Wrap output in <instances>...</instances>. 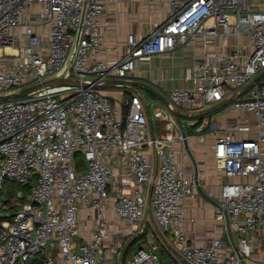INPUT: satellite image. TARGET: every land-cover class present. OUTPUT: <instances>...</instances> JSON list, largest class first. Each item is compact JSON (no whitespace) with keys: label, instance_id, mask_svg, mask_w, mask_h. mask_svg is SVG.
Wrapping results in <instances>:
<instances>
[{"label":"built area","instance_id":"2783aa9c","mask_svg":"<svg viewBox=\"0 0 264 264\" xmlns=\"http://www.w3.org/2000/svg\"><path fill=\"white\" fill-rule=\"evenodd\" d=\"M106 8L107 0H0V95L54 78L88 84L0 101V190L6 180L29 185L0 198V264H264V76L244 91L264 71V4L169 0L166 18L142 38L129 34L114 60L98 57ZM185 47L201 57L185 69L187 85L170 89L171 106L192 115L236 97L225 109L252 114L253 124L220 130L206 113L177 117L153 102L165 124L156 134L139 91L118 104L95 87ZM209 136L225 182L205 195L222 234L196 244L184 224L201 172L188 174L177 149ZM157 238L171 251L163 259Z\"/></svg>","mask_w":264,"mask_h":264},{"label":"crops","instance_id":"0c3cea01","mask_svg":"<svg viewBox=\"0 0 264 264\" xmlns=\"http://www.w3.org/2000/svg\"><path fill=\"white\" fill-rule=\"evenodd\" d=\"M168 11L169 0H117V2L107 0L106 12L102 19L103 41L98 57L103 60L121 58L127 50L128 35L135 33L138 38L144 37L155 22L166 18ZM196 57H201L200 49L198 51L185 47L173 53L153 57L148 61H138L137 68L129 79L146 82L168 97L172 87L187 85L182 76L185 69L193 65ZM118 87L111 89V92H109L113 96L114 102L118 104L125 97L137 91L143 94L140 88L134 91L126 85H118ZM247 90L248 88H244L245 92ZM112 91L115 93H112ZM156 99L157 101L154 102L168 109L157 96ZM213 115H215V119L210 125H215L220 130L231 129L239 122L247 121L250 122L249 124H253L254 121V117L250 113L237 110L230 111L225 107L218 109L209 116ZM150 118L149 126L154 133L164 132L165 124L162 120L153 117L151 114ZM153 118L157 119V124H155ZM213 141L214 137L209 136L206 143L208 145H206V148L203 147L204 151L201 144L195 140L190 143L191 146L189 142L180 143L177 149V161L185 167L188 174L201 172L203 186L200 188L197 198L189 199L187 202L188 218H194L195 221L191 222L188 219L184 224L188 237L196 244H203L222 234L221 223L215 219L214 204L205 195L204 188V186H208L216 192L225 182V178H221L216 174V160L211 148ZM152 158L156 161L154 154H152ZM81 213L83 216L88 217L92 214V211L86 204H83ZM108 216L113 220L112 225L117 226V219H115L113 212H108ZM90 224L95 226L93 218L90 219Z\"/></svg>","mask_w":264,"mask_h":264},{"label":"water","instance_id":"95a60500","mask_svg":"<svg viewBox=\"0 0 264 264\" xmlns=\"http://www.w3.org/2000/svg\"><path fill=\"white\" fill-rule=\"evenodd\" d=\"M264 76V71L261 72L255 79L254 81H252L248 86H246V89L249 88L250 86H252V84L254 82H256L257 80H259L261 77ZM63 85H85L88 86L87 83L85 82H81V81H74V80H69L67 78H54V79H50L38 84H34L32 86H28L26 88H22L20 90H17L15 92L9 93V94H4V95H0V101L1 100H6L9 98H17V97H26L28 95H30L32 92L42 88V87H46V86H63ZM118 86V85H126L131 87V89H133L134 91H137L139 88H144L148 91H150L151 93H153L155 96H157L161 102H163L168 109L170 110V112L172 114H174L177 117L183 116V117H200L202 115L206 114H210L213 113L215 111H217L220 108L225 107L226 105L230 104L231 102H233L234 100H236V97H232V98H228L225 99L224 101L214 105L213 107H210L209 109L206 110V112L204 113H197V114H182L179 111H177L175 108H173L170 104V102L168 101L167 97L165 95H163L160 91H158L157 89H155L152 85L140 81V80H132V79H109L106 82L102 83V84H95V87L97 88H106V87H110V86ZM34 259L30 258L27 262V264H33ZM171 262V258L167 259L164 264H169Z\"/></svg>","mask_w":264,"mask_h":264},{"label":"rangeland","instance_id":"374dc122","mask_svg":"<svg viewBox=\"0 0 264 264\" xmlns=\"http://www.w3.org/2000/svg\"><path fill=\"white\" fill-rule=\"evenodd\" d=\"M255 4L257 5H263L264 4V0H253ZM115 88H119L118 86H110V87H106V88H102L104 91H106L107 93L111 92V89H115ZM141 92L143 93V97L145 99V102L146 104L148 105V109H149V112L150 114L155 117V113H154V107L152 105V103L154 101H157L156 99V96L151 93L150 91L144 89V88H140ZM112 93H115L112 91ZM110 94V93H109ZM214 113V112H213ZM208 115V114H207ZM209 115H212L209 114ZM214 116H211L210 117V120H209V123L212 124L213 121H214ZM154 119V122L155 124H157V119L156 118H153ZM190 131L192 132V134L195 136L197 133V130L195 128H191ZM195 137H192L190 140H189V144L191 143L192 140H194ZM201 144V147L203 148H206V145L208 144ZM191 146V144H190ZM204 148H203V151H204ZM207 151V150H206ZM76 158H77V161L79 164H83L84 163V160H83V156L82 154L79 152L76 154ZM205 190L206 188H211V187H208V186H204ZM4 189L6 190V192H4L3 190H0V198L6 196V197H9V196H12L14 194H16L17 191H23L24 193H28L29 192V188L26 187L24 184L16 181V180H6L4 182ZM167 238V237H165ZM164 240V239H163ZM140 241H142L140 239ZM139 241V242H140ZM157 242L158 244H160V249L158 250L159 254H160V257L163 259L164 257L166 256H169L171 254V251L169 250V248H167V246L165 245V243H163L160 239L157 238ZM137 246V244L135 245V247ZM134 247V246H133Z\"/></svg>","mask_w":264,"mask_h":264},{"label":"trees","instance_id":"16d2710c","mask_svg":"<svg viewBox=\"0 0 264 264\" xmlns=\"http://www.w3.org/2000/svg\"><path fill=\"white\" fill-rule=\"evenodd\" d=\"M25 186L29 188V185H25ZM136 242H137V240H133V241H131V242L129 243V245H128L127 249H126V252H125V254H124V260L129 256L130 250L132 249L133 245H134ZM42 263H43L42 260L37 259V260H35V263H34V264H42Z\"/></svg>","mask_w":264,"mask_h":264},{"label":"bare ground","instance_id":"6f19581e","mask_svg":"<svg viewBox=\"0 0 264 264\" xmlns=\"http://www.w3.org/2000/svg\"><path fill=\"white\" fill-rule=\"evenodd\" d=\"M8 50H12L11 48H8ZM13 51V50H12Z\"/></svg>","mask_w":264,"mask_h":264}]
</instances>
